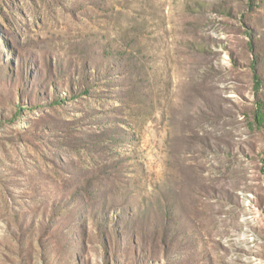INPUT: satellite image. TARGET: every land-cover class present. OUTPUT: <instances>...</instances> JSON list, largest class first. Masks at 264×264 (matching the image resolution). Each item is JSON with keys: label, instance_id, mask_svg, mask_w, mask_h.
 <instances>
[{"label": "rangeland", "instance_id": "1", "mask_svg": "<svg viewBox=\"0 0 264 264\" xmlns=\"http://www.w3.org/2000/svg\"><path fill=\"white\" fill-rule=\"evenodd\" d=\"M0 264H264V0H0Z\"/></svg>", "mask_w": 264, "mask_h": 264}, {"label": "trees", "instance_id": "2", "mask_svg": "<svg viewBox=\"0 0 264 264\" xmlns=\"http://www.w3.org/2000/svg\"><path fill=\"white\" fill-rule=\"evenodd\" d=\"M258 116L263 118V113L260 112Z\"/></svg>", "mask_w": 264, "mask_h": 264}]
</instances>
